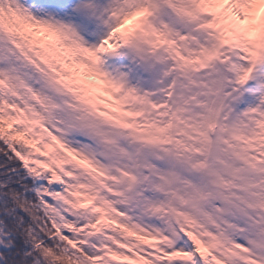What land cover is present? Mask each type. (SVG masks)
Segmentation results:
<instances>
[{
	"label": "snow or ice",
	"instance_id": "1",
	"mask_svg": "<svg viewBox=\"0 0 264 264\" xmlns=\"http://www.w3.org/2000/svg\"><path fill=\"white\" fill-rule=\"evenodd\" d=\"M0 264H264V0H0Z\"/></svg>",
	"mask_w": 264,
	"mask_h": 264
},
{
	"label": "rangeland",
	"instance_id": "2",
	"mask_svg": "<svg viewBox=\"0 0 264 264\" xmlns=\"http://www.w3.org/2000/svg\"><path fill=\"white\" fill-rule=\"evenodd\" d=\"M170 14V9L164 10V18L168 19ZM72 19L76 20L77 25L80 27L81 34L85 37V39L89 43H95L99 36V29L97 27V24L95 21L88 20L86 18H82L79 16H73ZM184 31H187V29H184ZM122 55L118 56L120 57V60L118 58L117 65H119V69L124 72H129L130 79L132 83H136L137 80H139L141 77H147L148 80L142 81V83L145 84V86H149L152 81H154L156 78H158L161 75V72L163 70L164 64L163 63H155V67H152L151 65L154 63L152 60H147L143 62H137L139 60V57L135 56H124V49L121 50ZM122 57V58H121ZM133 57H136V60H133ZM108 65V63H107ZM115 67V66H114ZM115 70V69H113ZM157 86H163V85H157ZM252 102H258L256 100V97L252 96L249 93L245 94V100L243 103L239 105L240 109H243L244 107H247L249 103Z\"/></svg>",
	"mask_w": 264,
	"mask_h": 264
},
{
	"label": "bare ground",
	"instance_id": "3",
	"mask_svg": "<svg viewBox=\"0 0 264 264\" xmlns=\"http://www.w3.org/2000/svg\"><path fill=\"white\" fill-rule=\"evenodd\" d=\"M125 49H126V53H127L128 56H135L136 55V53L134 51H132L131 49H128V48H125ZM111 58L112 59L115 58V62L116 63H114L115 65L113 64V66H115L114 68L115 69L118 68L119 65H117L116 57H111ZM117 60H118V58H117ZM120 60H122V59H120Z\"/></svg>",
	"mask_w": 264,
	"mask_h": 264
}]
</instances>
